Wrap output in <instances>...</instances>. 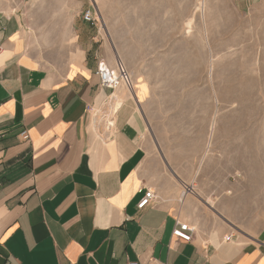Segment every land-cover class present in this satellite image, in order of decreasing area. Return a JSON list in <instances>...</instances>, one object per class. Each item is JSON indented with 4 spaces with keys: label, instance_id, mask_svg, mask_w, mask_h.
Returning a JSON list of instances; mask_svg holds the SVG:
<instances>
[{
    "label": "crops",
    "instance_id": "1",
    "mask_svg": "<svg viewBox=\"0 0 264 264\" xmlns=\"http://www.w3.org/2000/svg\"><path fill=\"white\" fill-rule=\"evenodd\" d=\"M27 19L0 0V264H264V234L188 190L135 94L101 85L99 61L116 59L91 25L62 67L31 50Z\"/></svg>",
    "mask_w": 264,
    "mask_h": 264
},
{
    "label": "rangeland",
    "instance_id": "2",
    "mask_svg": "<svg viewBox=\"0 0 264 264\" xmlns=\"http://www.w3.org/2000/svg\"><path fill=\"white\" fill-rule=\"evenodd\" d=\"M1 1L28 13L31 50L62 67L82 57L90 9L93 49L123 62L157 155L264 234V0Z\"/></svg>",
    "mask_w": 264,
    "mask_h": 264
},
{
    "label": "built area",
    "instance_id": "3",
    "mask_svg": "<svg viewBox=\"0 0 264 264\" xmlns=\"http://www.w3.org/2000/svg\"><path fill=\"white\" fill-rule=\"evenodd\" d=\"M83 20L95 26L98 23V19L95 17L94 13L88 9L83 12ZM97 76L103 87L115 90L120 88L122 85L127 87L130 91L134 90L133 81L128 74L123 62L120 59L116 60L115 66L109 65L106 61H99L97 66ZM21 136L24 139H28L29 136L26 131H24ZM153 196L151 192H147L145 196L141 199L138 204V209H144L152 200ZM193 229L186 223H180L179 228L176 230V236L185 242L192 241ZM231 237L228 238L230 240ZM129 264H140L137 261L130 262Z\"/></svg>",
    "mask_w": 264,
    "mask_h": 264
},
{
    "label": "bare ground",
    "instance_id": "4",
    "mask_svg": "<svg viewBox=\"0 0 264 264\" xmlns=\"http://www.w3.org/2000/svg\"><path fill=\"white\" fill-rule=\"evenodd\" d=\"M120 102V101H119ZM118 104H120V103H118ZM116 107V106H115ZM117 108V107H116ZM118 109V108H117ZM115 110V109H114ZM118 111V110H117ZM114 112H116V111H114Z\"/></svg>",
    "mask_w": 264,
    "mask_h": 264
}]
</instances>
